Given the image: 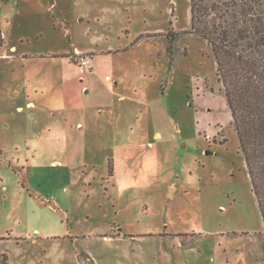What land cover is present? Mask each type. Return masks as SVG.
I'll list each match as a JSON object with an SVG mask.
<instances>
[{
    "label": "rangeland",
    "instance_id": "374dc122",
    "mask_svg": "<svg viewBox=\"0 0 264 264\" xmlns=\"http://www.w3.org/2000/svg\"><path fill=\"white\" fill-rule=\"evenodd\" d=\"M189 26V0L0 3V263L264 264L210 46L182 35L170 69L155 36Z\"/></svg>",
    "mask_w": 264,
    "mask_h": 264
},
{
    "label": "trees",
    "instance_id": "16d2710c",
    "mask_svg": "<svg viewBox=\"0 0 264 264\" xmlns=\"http://www.w3.org/2000/svg\"><path fill=\"white\" fill-rule=\"evenodd\" d=\"M189 5V29L169 28L155 36L163 38L170 69L177 67L180 53H186L178 44L182 35L194 34L208 42L257 200L264 236V0H189ZM112 171L109 160L110 175ZM0 257L6 262L5 254ZM78 257L80 262L86 258L95 264L83 251Z\"/></svg>",
    "mask_w": 264,
    "mask_h": 264
},
{
    "label": "crops",
    "instance_id": "0c3cea01",
    "mask_svg": "<svg viewBox=\"0 0 264 264\" xmlns=\"http://www.w3.org/2000/svg\"><path fill=\"white\" fill-rule=\"evenodd\" d=\"M15 47L12 46V49H14ZM164 51V50H163ZM84 53L86 54H89L88 59H89V67L88 68H83V72L87 75L88 79H94L96 80V86L98 88H100V90H102V95H103V101L106 102L107 99H110L114 97L115 94H117V87H113L111 88V86L109 85V83H112V84H115V85H118L120 82H119V78L117 76H115L114 74H111V73H106L104 75H99L96 70H93V67L90 65V56H91V51L89 49H87ZM73 61L76 62V59L75 58H72ZM78 64V63H77ZM81 77L83 79H85V76L81 75ZM88 86L87 85H84L82 86V89L84 92L87 91ZM162 94H163V91H162ZM31 103H34V102H31ZM29 103L28 101V104H31ZM18 109H21L22 106H17ZM160 134L159 133H155V136H159ZM52 163H59L58 160H52ZM113 167V166H112ZM113 172V171H112ZM7 264V263H6Z\"/></svg>",
    "mask_w": 264,
    "mask_h": 264
},
{
    "label": "built area",
    "instance_id": "2783aa9c",
    "mask_svg": "<svg viewBox=\"0 0 264 264\" xmlns=\"http://www.w3.org/2000/svg\"><path fill=\"white\" fill-rule=\"evenodd\" d=\"M75 55L76 56H74V58L76 59V63L85 68L89 67V59L86 55H84V53L76 51Z\"/></svg>",
    "mask_w": 264,
    "mask_h": 264
},
{
    "label": "water",
    "instance_id": "95a60500",
    "mask_svg": "<svg viewBox=\"0 0 264 264\" xmlns=\"http://www.w3.org/2000/svg\"><path fill=\"white\" fill-rule=\"evenodd\" d=\"M208 43V42H207Z\"/></svg>",
    "mask_w": 264,
    "mask_h": 264
}]
</instances>
